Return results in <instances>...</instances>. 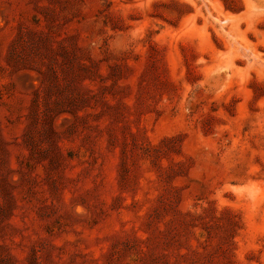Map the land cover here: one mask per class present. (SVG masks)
<instances>
[{"label": "rangeland", "instance_id": "rangeland-1", "mask_svg": "<svg viewBox=\"0 0 264 264\" xmlns=\"http://www.w3.org/2000/svg\"><path fill=\"white\" fill-rule=\"evenodd\" d=\"M0 264H264V0H0Z\"/></svg>", "mask_w": 264, "mask_h": 264}]
</instances>
